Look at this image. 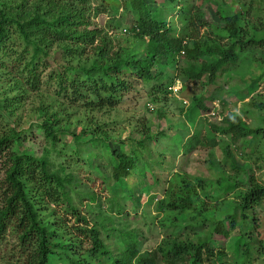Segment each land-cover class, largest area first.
Segmentation results:
<instances>
[{
    "label": "rangeland",
    "instance_id": "rangeland-1",
    "mask_svg": "<svg viewBox=\"0 0 264 264\" xmlns=\"http://www.w3.org/2000/svg\"><path fill=\"white\" fill-rule=\"evenodd\" d=\"M22 1L24 7L17 9ZM41 1L0 0V9L6 15H17L20 21L34 13L52 21L70 5L88 18L86 31H95L97 39H105L106 46L118 50L122 59L127 56L136 60L144 58L147 40L141 41L132 33L136 12L130 8V0H49L60 4L51 12L48 8L47 14L36 8L45 5ZM144 1L153 15L164 18L182 38L189 33L183 13L188 4L200 8L204 20L213 30L223 27L220 14L232 16L237 13L241 17L240 26L246 32H255L257 37L264 38V0ZM10 33L9 42L4 48L0 47V139L14 137V152L45 161L47 170L59 178L72 206L107 230L103 234L104 243L114 255L123 251L125 242L121 233L124 232L136 233L143 257L153 252L165 236L188 235L194 238L198 232L195 230L202 222L205 230H199V234L206 238L212 229L210 224L232 213L240 202L238 195L248 190L252 182L264 185V138H247L238 148L231 146L234 160L242 172L228 175L224 174L220 164L223 157L221 147L228 143V139L209 129V123L219 124L228 114L240 116L254 127L264 118V110L260 108L264 103L263 66L257 62L264 56V44L252 48L251 60L237 65L216 84L194 91L182 89L180 96L164 92L169 83L156 91L154 87L162 78L174 80L176 75L172 67L162 62L159 65L162 74L157 80L143 82L132 78L120 103L112 108L93 109L81 103H69L60 95L55 83L47 78L53 71L64 73L67 66L77 70L88 68L93 57H68L60 50L62 44L47 43L37 33L31 34L30 40L36 41L43 49L40 58L44 63L42 85L38 91H31L21 72L24 61L14 62L25 43L18 33ZM208 35L209 28L201 29L200 36ZM193 96L200 99L207 110L195 107ZM48 121H57L52 127L57 137L55 143L46 137L44 123ZM193 133L214 140L218 146L186 152V141ZM114 150L128 157L137 152V170L115 179L113 162L109 158ZM7 154L5 152L0 158V187L8 167L5 162ZM25 178L28 197L35 205L40 221L56 231L59 243L72 245L68 253L78 258L75 239L62 223V207L48 197L44 192L46 187L40 186L44 182L41 174L37 170L31 178ZM201 178L205 183L199 185ZM187 184L193 187L190 197L195 211H158L159 202L167 204ZM254 213L256 218L264 215L259 208ZM216 240L221 242L223 238L216 237ZM14 243L13 237L7 238L2 246L5 258L0 264L11 259ZM242 243L239 232H232L225 248L230 263L264 264V254L254 249L250 259L245 260ZM52 264L70 263L63 257L62 250L57 249Z\"/></svg>",
    "mask_w": 264,
    "mask_h": 264
},
{
    "label": "trees",
    "instance_id": "trees-1",
    "mask_svg": "<svg viewBox=\"0 0 264 264\" xmlns=\"http://www.w3.org/2000/svg\"><path fill=\"white\" fill-rule=\"evenodd\" d=\"M41 2H45V5L36 8L44 10L45 14L48 8L51 12L52 8L60 4H53L49 0ZM129 3L130 8L136 12L132 33L141 41L147 40L143 59L136 60L128 56L122 59L118 50L106 46L105 39H97L95 31H86L88 18L70 5H67L66 12H62L52 21L40 18L38 13L20 21L17 20V15H6L0 9V47L4 48L6 42H9L10 31L19 34L25 46L14 62L24 61L21 72L31 91L40 89L44 66L40 58L43 49L36 41L30 40L31 34L37 33L47 43L62 44L60 50L68 57H93L88 68L77 70L67 66L64 67V73L53 71L47 78L49 82L55 83L60 95L69 103H81L88 108L102 109L112 108L120 103L123 92L128 91L130 79L137 78L143 82L157 80L162 74L159 70L162 62L176 71L175 79L162 78L154 89L159 91L164 89V84L169 83L171 86L178 80L180 96L182 89L194 91L218 83L221 77L229 74L237 65L251 60L252 48L264 44V38L257 37L255 32L248 33L240 26L241 17L237 13L232 16L220 14L223 27L213 30L204 20L200 8L188 4L183 13L189 33L186 38H182L175 34L164 18L153 15L144 0H130ZM20 4L17 9L24 7L23 1ZM203 28H209L210 35L200 36ZM261 58L257 62L263 66L264 75V56ZM169 86L165 87V93H168L166 89ZM193 100L195 107L201 111L207 110L200 99L193 96ZM260 108L264 110V103ZM56 123L57 121L44 123L46 137L53 143L57 141L52 131ZM209 129L228 139V143L221 147L223 157L220 164L224 174L238 175L242 168L237 166L231 146L238 148L247 138H264V118L254 127L242 117L228 114L219 124L209 123ZM12 139H0V158L8 152L5 159L8 167L0 187L3 195L0 207V260L5 258L2 246L7 242V238L13 237L15 242L11 249V259L3 264H52V260L57 256V249L62 250L63 257L70 264H233L227 260L225 248L227 240L236 230L243 242L245 260L250 259L253 249L259 254H264V215L262 218L253 217L256 208L264 212V185L252 182L248 190L238 195L240 202L234 206L232 213H228L224 219L209 223L212 229L206 238L199 234V230H205L202 222L196 228L195 232H198L194 238L191 239L188 235L165 236L153 252L143 257L140 255L136 233L124 232L121 233L125 242L123 251L114 255L104 243L103 234L107 232L104 226L86 218L72 206L59 178L47 170L44 160L14 152ZM186 144V152H192L199 147L218 146L217 142L207 140L199 133H193ZM136 153L130 157L116 150L110 153L115 179L124 178L131 171L137 170L139 159ZM37 170L44 181L40 186L46 187L44 192L62 207V223L70 229V234L75 239L79 249L78 258L71 257L68 253L72 245L59 243L56 240V231L40 221L37 209L28 197L24 180L26 176L31 178ZM32 181L35 182V179ZM198 182L199 185L205 183L202 178ZM54 183L55 185H52ZM192 189L190 185H185L167 204L159 202L158 211H195L194 202L190 197ZM216 237L223 238V241L219 242ZM87 258L92 260V263Z\"/></svg>",
    "mask_w": 264,
    "mask_h": 264
},
{
    "label": "built area",
    "instance_id": "built-area-1",
    "mask_svg": "<svg viewBox=\"0 0 264 264\" xmlns=\"http://www.w3.org/2000/svg\"><path fill=\"white\" fill-rule=\"evenodd\" d=\"M168 94H177L178 95V91L180 90V85L178 81H175L174 84H172L171 86L168 87Z\"/></svg>",
    "mask_w": 264,
    "mask_h": 264
}]
</instances>
